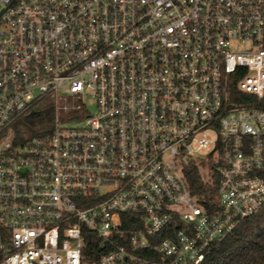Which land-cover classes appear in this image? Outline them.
<instances>
[{"label":"built area","instance_id":"built-area-1","mask_svg":"<svg viewBox=\"0 0 264 264\" xmlns=\"http://www.w3.org/2000/svg\"><path fill=\"white\" fill-rule=\"evenodd\" d=\"M263 100L264 0H0V264H202L264 208Z\"/></svg>","mask_w":264,"mask_h":264},{"label":"trees","instance_id":"trees-1","mask_svg":"<svg viewBox=\"0 0 264 264\" xmlns=\"http://www.w3.org/2000/svg\"><path fill=\"white\" fill-rule=\"evenodd\" d=\"M264 109V100L259 104ZM53 119L49 106L36 111L33 116H25L14 126L17 136H39L48 130ZM214 169V165H211ZM191 193L200 200L216 199L219 178L216 173L206 180L200 167L193 165L186 169ZM202 264H264V208L250 218L241 221L234 231L218 243Z\"/></svg>","mask_w":264,"mask_h":264},{"label":"rangeland","instance_id":"rangeland-1","mask_svg":"<svg viewBox=\"0 0 264 264\" xmlns=\"http://www.w3.org/2000/svg\"><path fill=\"white\" fill-rule=\"evenodd\" d=\"M88 102V107L90 108L91 112L95 111V107L94 104L91 102L90 99H87ZM48 106V102L47 101H42L41 103H39L36 107L35 110L39 111V110H44L46 109V107ZM35 111V112H36ZM207 159V158H205ZM212 160L209 158L207 163H204V166L207 168V171L205 173H203L205 179L208 181L209 179H211V171L213 170L212 166H209V163H211Z\"/></svg>","mask_w":264,"mask_h":264},{"label":"water","instance_id":"water-1","mask_svg":"<svg viewBox=\"0 0 264 264\" xmlns=\"http://www.w3.org/2000/svg\"><path fill=\"white\" fill-rule=\"evenodd\" d=\"M33 115H34V113L31 114V116H33Z\"/></svg>","mask_w":264,"mask_h":264}]
</instances>
